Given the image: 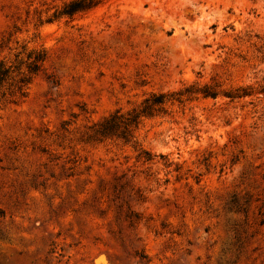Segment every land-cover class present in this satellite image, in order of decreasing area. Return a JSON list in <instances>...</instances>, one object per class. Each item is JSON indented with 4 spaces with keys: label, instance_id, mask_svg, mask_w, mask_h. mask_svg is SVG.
I'll return each instance as SVG.
<instances>
[{
    "label": "rangeland",
    "instance_id": "374dc122",
    "mask_svg": "<svg viewBox=\"0 0 264 264\" xmlns=\"http://www.w3.org/2000/svg\"><path fill=\"white\" fill-rule=\"evenodd\" d=\"M69 1L0 0V264H264V0Z\"/></svg>",
    "mask_w": 264,
    "mask_h": 264
},
{
    "label": "trees",
    "instance_id": "16d2710c",
    "mask_svg": "<svg viewBox=\"0 0 264 264\" xmlns=\"http://www.w3.org/2000/svg\"><path fill=\"white\" fill-rule=\"evenodd\" d=\"M103 0H70L67 4L64 5V7L59 10L54 17L59 18L62 16H69L73 17L78 13H83L87 12L97 6H99L102 3ZM206 96H211V97H217L218 91L215 89H212L211 86H205V89L202 91ZM254 93H262L264 94V85L258 90L255 91L251 86L247 87H242V88H237L234 92H227L226 96H228L231 100H234L236 98H242L245 96L252 95ZM165 94L160 93L158 95L159 98H163ZM162 99H158L155 102H161ZM144 112L143 110H132L131 114V121H135L140 114ZM116 130V123L114 122H106V124L103 126L101 129L102 134H111Z\"/></svg>",
    "mask_w": 264,
    "mask_h": 264
}]
</instances>
